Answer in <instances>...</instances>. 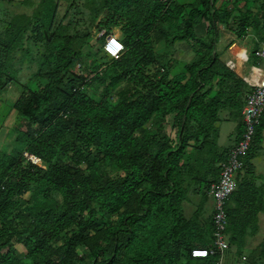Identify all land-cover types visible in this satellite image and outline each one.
Returning <instances> with one entry per match:
<instances>
[{"label":"trees","instance_id":"1","mask_svg":"<svg viewBox=\"0 0 264 264\" xmlns=\"http://www.w3.org/2000/svg\"><path fill=\"white\" fill-rule=\"evenodd\" d=\"M216 1L0 0V96L19 84L24 63L36 67L11 105L24 128L10 150L0 147V264L210 263L190 252L211 243L212 203L204 220L199 207L186 216L184 205L189 194L209 199L229 148L217 144L221 115L236 122L239 138L250 90L216 44L222 24L238 39L248 28L264 33L263 11L234 19ZM115 32L118 58L89 56L93 41L96 55ZM176 41L194 58L171 75ZM159 42L166 53L155 51ZM263 130L264 109L225 204L226 256L233 251L235 261L264 213L252 164ZM258 258L253 264H264V239Z\"/></svg>","mask_w":264,"mask_h":264},{"label":"built area","instance_id":"2","mask_svg":"<svg viewBox=\"0 0 264 264\" xmlns=\"http://www.w3.org/2000/svg\"><path fill=\"white\" fill-rule=\"evenodd\" d=\"M161 1L166 2L167 0ZM123 49L122 43L113 35L106 37L102 46L103 54L109 59L118 58ZM248 61L251 62V68L255 69L257 73L252 79H250V75L244 79L250 90L245 95L244 105L240 111L243 130L239 140L228 148L225 159L219 165L218 178L206 192V196L212 200L213 208L211 243L208 247L192 248L190 252L193 258L210 259L209 264H245L244 257L236 261H227L225 204L228 197L236 189L237 174L242 171L243 159L250 149L255 128L259 124L264 109V70H260L261 64L264 63V40L251 53H247L245 62ZM24 156L45 169V165L39 159L26 153Z\"/></svg>","mask_w":264,"mask_h":264},{"label":"rangeland","instance_id":"3","mask_svg":"<svg viewBox=\"0 0 264 264\" xmlns=\"http://www.w3.org/2000/svg\"><path fill=\"white\" fill-rule=\"evenodd\" d=\"M12 11L13 12L20 11V12H25V13L30 12L29 9L26 7H12ZM63 11H64V7H60L59 13H63ZM202 31L203 30L201 29L200 33H203ZM200 33L198 34L200 35ZM263 35L264 33L260 32L258 38L262 40ZM183 42L186 43L185 41ZM97 47L98 46L93 41L91 49L88 48L86 52L90 53L89 56L95 58L96 61L102 62L103 61L102 59L104 58L103 52H99L96 55L92 53L96 50ZM155 51L158 54L166 53L167 49L165 48L164 42H159L158 44L156 43ZM187 56L189 57L187 61H189L190 57L192 56L190 50ZM89 58L83 57V59L80 61L81 67L80 66L77 67L76 65L72 69L77 71L78 73L84 72V68L88 66ZM171 60H172L171 66L173 67V69L171 70V75L181 72L184 64L187 62V61H175L172 58ZM35 70H36L35 65L24 63L19 69V74H18L19 84L11 85L9 89L7 90V92L0 96V147H2L6 151L10 150L13 147L14 145L13 141L17 135V130L24 128V125H18L15 122L16 115H15V112L12 111L11 105L21 93L22 88H23L22 86L28 83V79H30L31 75L35 72ZM37 82L43 83V81H40V80ZM34 87H35L34 84L30 86L31 89H33ZM221 117L223 119L226 118V120H228L227 114L223 113ZM233 125H234L233 123H226L222 125L221 143L226 144L228 142L227 137L229 136V134H226V132H227V129L232 127ZM172 136H173V133H172ZM263 147H264V143H263ZM188 198H189L188 201L184 205V208H185L184 211H185L186 216H190L193 212L196 211L198 207L200 209L199 211H200V216L202 220L210 216L212 200L207 199V198L206 199L201 198L200 196H192L191 194H189ZM259 221H260V226L258 225L259 228L257 230V233L255 234V236L247 239L246 247L244 248V251L242 253V257L246 259L248 264H253L252 262L253 260H256V261L262 260L258 258V255H259V245L264 239V217L262 220H259ZM77 241H78V237H74L72 240L67 241L66 244L68 245V247H72ZM18 251L19 252L23 251V248L19 245L15 249V252L18 253ZM233 259H234V255H233V251H231L227 261L230 262Z\"/></svg>","mask_w":264,"mask_h":264},{"label":"crops","instance_id":"4","mask_svg":"<svg viewBox=\"0 0 264 264\" xmlns=\"http://www.w3.org/2000/svg\"><path fill=\"white\" fill-rule=\"evenodd\" d=\"M178 4L190 5L196 3L197 0H174ZM216 7H226L227 11H231L233 13L234 19H237L235 16H238L240 13H246V11H251L253 14L258 11L264 12V0H217L215 2ZM233 29L235 25H232ZM203 30V33H200V30ZM197 32L200 33V36H203L205 33V24H200L197 27ZM261 31H257V29L248 28L246 31V35L240 39H238L234 32L225 28V25H221V30L219 33V38L216 44V51L219 54L220 60L228 66L232 71H234L239 77L243 80L250 75V79L255 77L257 71L252 69L251 62H244V52L251 53L254 49H256L260 43L263 41L259 39V33ZM116 38H119V33L115 32L113 34ZM191 51L190 60H188V52ZM221 54V55H220ZM194 54L189 46V44L183 41H176L172 48V59L175 61H187L189 63L193 60ZM248 63V64H247ZM260 70H264V63L261 64ZM247 73V74H246ZM245 82V81H244ZM246 83V82H245ZM241 116V115H240ZM168 121L170 122L172 116H168ZM226 123H233L234 125L227 129L226 134H229L228 142L225 144L221 143V133H222V125ZM169 124V123H168ZM236 122L232 120H225L219 123V136L217 140V144L220 147H231L234 145L238 139L234 140L232 134H234ZM167 128L170 127L167 125ZM231 131V132H230ZM174 132L171 131V134ZM264 130H263V142H262V151L261 154L255 157L252 160V164L254 166V175L256 176V181L258 183H264ZM211 200V199H210ZM264 213L259 215V220H262ZM260 226V221H259ZM22 252V251H20Z\"/></svg>","mask_w":264,"mask_h":264},{"label":"bare ground","instance_id":"5","mask_svg":"<svg viewBox=\"0 0 264 264\" xmlns=\"http://www.w3.org/2000/svg\"><path fill=\"white\" fill-rule=\"evenodd\" d=\"M246 57H247V53L244 52V58H243L244 62H245Z\"/></svg>","mask_w":264,"mask_h":264}]
</instances>
